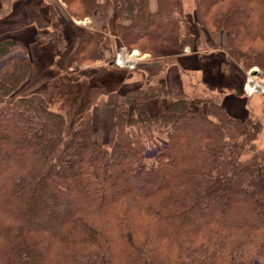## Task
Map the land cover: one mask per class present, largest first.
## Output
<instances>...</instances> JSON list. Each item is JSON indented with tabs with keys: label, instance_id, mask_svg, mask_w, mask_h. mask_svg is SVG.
Here are the masks:
<instances>
[{
	"label": "trees",
	"instance_id": "obj_1",
	"mask_svg": "<svg viewBox=\"0 0 264 264\" xmlns=\"http://www.w3.org/2000/svg\"><path fill=\"white\" fill-rule=\"evenodd\" d=\"M62 1L71 15L110 14L128 50L162 58L195 43L183 0ZM194 6L203 32H224L229 60L264 78V0ZM102 34L80 29L68 64L100 60ZM18 47L0 39V264H264V148L252 149L250 115L230 116L222 92L170 95L141 74L98 99L112 110L100 143L91 111L68 132L44 94L20 93L31 62Z\"/></svg>",
	"mask_w": 264,
	"mask_h": 264
},
{
	"label": "rangeland",
	"instance_id": "obj_2",
	"mask_svg": "<svg viewBox=\"0 0 264 264\" xmlns=\"http://www.w3.org/2000/svg\"><path fill=\"white\" fill-rule=\"evenodd\" d=\"M54 1L55 4H57V1L63 4L65 16H67L69 22H66V24L77 33V36L74 37L75 39L73 38L75 42H70L62 55H58L56 52L51 55L52 47L47 45V38L42 40L43 46L39 47V49L35 48L34 52L31 50L33 53L32 57L37 58V63L32 64L31 57L29 58L28 56L31 62L29 78L20 93H29L34 90L44 94L48 100L49 107L64 115L66 131L69 132L86 111H92L94 108L97 112V117L93 121L94 135L102 141L106 139L111 128L112 110L106 106L96 105L98 99L113 88L123 92L128 88L138 86L139 81L142 80L145 74L146 78L156 76V80L161 79L166 84L170 82L171 88L178 86V92L184 90V94L188 95L192 92L203 95L209 89H213L216 93L222 92L224 94V92L232 88L236 94H239L240 91L243 92L252 104L255 103L257 105V103L261 102L259 108L263 106L259 111L256 110L255 112L258 118L253 119L261 127V130L259 136L252 144V149L260 150L264 148V91H261V89L264 90V78L257 67L243 70L240 64L229 60L227 53L224 51L227 45L224 32L219 31L208 34L200 29L195 21V0H183L182 2L183 12L191 25V32L195 37L193 48L186 46L181 54L168 55L162 58L152 57L148 53H142L137 48L128 50L115 36L116 19L114 20V17L110 14L109 17H105L104 14L95 11L92 16L83 18L79 14L77 16L71 15L62 0ZM115 1L112 0L113 4H115ZM57 8L59 7L54 5V12L58 14ZM155 9L156 6L151 10ZM57 14L55 17L58 20L59 15ZM80 29L103 33V44L99 46L102 54L101 59L95 62L85 61L80 65L76 63L70 65L68 60L78 43ZM53 50L55 49L53 48ZM122 50L126 55L133 51L134 54H131L136 56L132 62L133 69L115 68V65H112L115 54L120 53ZM15 51H18L19 55H21V52L22 54L29 53L27 49H21L20 47L15 49ZM51 62L54 67H49ZM174 66L178 68L179 74L175 71ZM159 69H163V71L159 73ZM228 71L229 75L226 76ZM113 76L120 78L121 83L119 82V85L109 82V77ZM248 78L252 84L260 87L259 92H254L250 95L244 92V84ZM224 97L225 94L220 97V102ZM165 103L166 101L162 99L153 100L149 104V111L152 114L159 112L164 108ZM252 104L249 105L252 106ZM101 108L103 109L102 113L100 112ZM104 141L103 143L106 142Z\"/></svg>",
	"mask_w": 264,
	"mask_h": 264
},
{
	"label": "crops",
	"instance_id": "obj_3",
	"mask_svg": "<svg viewBox=\"0 0 264 264\" xmlns=\"http://www.w3.org/2000/svg\"><path fill=\"white\" fill-rule=\"evenodd\" d=\"M56 3L54 0H0V39L13 38L17 40L24 49L29 51L27 55L29 58L31 57L32 64L37 63V58L32 57L33 53L31 50L34 52L35 48L39 49V47L43 46L42 40L45 38L48 39L47 45L52 47L51 55L55 54V52L58 55L64 54L66 46L72 41V43L75 42L74 37L77 36V33L66 24V22H69L67 16H65L63 4L59 1ZM54 5L59 7L57 8L58 14L54 12ZM149 5L151 9H154L156 6L155 0H149ZM56 14L59 15L58 20L55 17ZM223 46L225 45L223 44ZM52 66L53 63H49V67ZM174 69L179 74L178 68L174 66ZM228 75L229 71L226 76ZM167 88L170 95L185 93L184 90L178 92V86L171 88L170 82L167 83ZM231 90L228 89L227 92H224L225 97L221 99V105L226 112L232 117L239 119H244L247 115H251L254 120L258 118L255 112L256 110L259 111L263 106L259 108L261 102L257 103V109V105L255 103L252 104L243 92L240 91L239 94H236L232 88ZM249 104H252V106ZM102 110L101 108V113ZM91 112L94 121L97 117V112L94 108ZM92 137L96 139L95 141L103 143L104 140L106 141L108 134L103 141L95 137L94 131Z\"/></svg>",
	"mask_w": 264,
	"mask_h": 264
},
{
	"label": "built area",
	"instance_id": "obj_4",
	"mask_svg": "<svg viewBox=\"0 0 264 264\" xmlns=\"http://www.w3.org/2000/svg\"><path fill=\"white\" fill-rule=\"evenodd\" d=\"M133 53L130 52L129 55H126L123 50L120 52V53H116L115 56H114V59H113V65H115L116 67H120V68H125L127 70H131L133 69V65H132V62L134 60V58L136 57L135 55L131 54ZM126 55V56H124ZM259 86H256L254 84H252L250 82V79L248 78L246 83L244 84V92L247 94V95H250L254 92H259ZM261 91L263 92L264 90L261 89Z\"/></svg>",
	"mask_w": 264,
	"mask_h": 264
}]
</instances>
